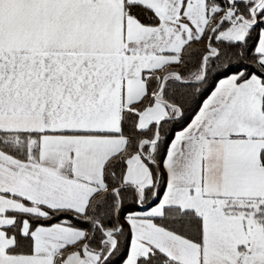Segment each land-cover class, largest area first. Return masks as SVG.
Returning a JSON list of instances; mask_svg holds the SVG:
<instances>
[{
  "label": "snow or ice",
  "instance_id": "obj_1",
  "mask_svg": "<svg viewBox=\"0 0 264 264\" xmlns=\"http://www.w3.org/2000/svg\"><path fill=\"white\" fill-rule=\"evenodd\" d=\"M0 264H264V0H0Z\"/></svg>",
  "mask_w": 264,
  "mask_h": 264
}]
</instances>
